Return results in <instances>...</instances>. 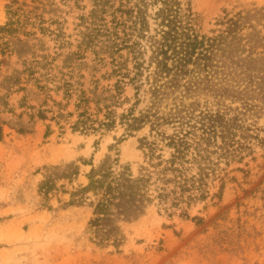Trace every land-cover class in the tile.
Instances as JSON below:
<instances>
[{"label": "rangeland", "instance_id": "rangeland-1", "mask_svg": "<svg viewBox=\"0 0 264 264\" xmlns=\"http://www.w3.org/2000/svg\"><path fill=\"white\" fill-rule=\"evenodd\" d=\"M91 7L92 0H0V264H264L261 87L260 93L245 91L257 104L245 119L258 136L241 161L221 162L228 176L218 196L214 181L204 199L180 204L186 216L178 207L152 204L137 219L89 225L96 199L95 191L85 190L90 169L129 167L136 175L144 164L139 138L149 130L145 125L125 135L118 120L108 128L73 126L85 105L101 119L106 104L122 112L135 101L130 84L115 102L109 97L126 51L111 61L105 43L86 44ZM192 8L207 34L224 11H247L257 59L226 71L243 85L244 67H255L253 76L264 79V53H256L264 48V0H192ZM132 65L128 59L126 67ZM142 93L136 113L149 100ZM81 95L84 106L77 107ZM198 99L214 107L211 96Z\"/></svg>", "mask_w": 264, "mask_h": 264}, {"label": "trees", "instance_id": "trees-1", "mask_svg": "<svg viewBox=\"0 0 264 264\" xmlns=\"http://www.w3.org/2000/svg\"><path fill=\"white\" fill-rule=\"evenodd\" d=\"M248 14L224 11L207 34L200 31L202 17L193 10L192 0H92L84 20L86 44L105 43L111 61H119L126 51L114 68L119 77L109 97L115 102L130 84L135 101L122 112L106 104L101 119L88 113L85 105L73 126L108 128L118 120L125 135L145 125L149 130L139 138L144 164L136 175L127 172L129 167L118 172L111 165L90 169L85 190L95 191L96 199L89 225L113 217L134 220L152 204L163 210L178 207L186 216L180 204L204 199L214 181L219 186L213 195H219L228 176L221 162L226 166L241 161V152L258 136L245 119L257 104L245 91L250 87L260 93L264 79L253 76L255 67L251 71L244 67L243 85L226 71L238 61L257 59ZM258 51L257 57L264 48ZM128 59L131 69L126 67ZM144 91L149 93L148 103L136 113ZM202 94L212 97L214 107L207 99L200 102ZM226 99L239 100L241 106L229 105ZM84 100L81 95L76 106H84Z\"/></svg>", "mask_w": 264, "mask_h": 264}]
</instances>
